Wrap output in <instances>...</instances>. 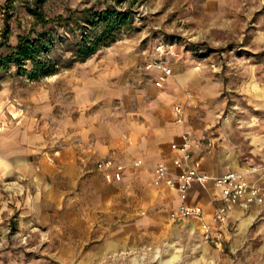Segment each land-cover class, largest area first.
<instances>
[{"label":"rangeland","instance_id":"rangeland-1","mask_svg":"<svg viewBox=\"0 0 264 264\" xmlns=\"http://www.w3.org/2000/svg\"><path fill=\"white\" fill-rule=\"evenodd\" d=\"M107 13L125 20L77 58ZM38 34L48 71L33 75L26 61L17 73L4 59ZM157 42L176 46L173 62L198 75L200 105L190 99L182 124L193 110L194 131L206 128L231 151L264 134V0H0V264H264V204L231 217L223 241L205 245L188 224L170 222L173 198L155 188L154 162L123 183L51 174L63 152L98 139L62 130L80 92L81 112L102 113L93 121L102 134L125 113L150 109L159 90L143 66ZM176 97L161 109L171 122L186 96Z\"/></svg>","mask_w":264,"mask_h":264},{"label":"crops","instance_id":"crops-1","mask_svg":"<svg viewBox=\"0 0 264 264\" xmlns=\"http://www.w3.org/2000/svg\"><path fill=\"white\" fill-rule=\"evenodd\" d=\"M171 75L165 80L161 87H157L158 93L153 97L149 103V110L143 112H127L124 114L119 128L111 126L109 130L102 134L101 129L94 125L99 115L102 113H94L93 115L86 116L82 108L86 106L87 98L82 96L80 92L77 96L75 103H73L72 111L77 110V117L68 119L63 126V132L67 138L77 135L79 137L88 138L92 133L98 139L94 142L95 150L100 153L107 151L113 152L117 158L123 161L125 169L123 177L120 181H113L111 183H123L129 174H142L143 168L137 167L134 163L140 160L142 163L154 162V165L163 162L167 164L170 172H174L171 161L174 153L170 148V144L178 142L182 133H188L191 136L200 137L207 130L197 129L194 131L196 118H193V110H187L185 122L182 125H177L171 122L169 117L161 116V109L163 104H171L176 95L189 94L191 101L200 105V91L194 79L198 76L194 72H185L182 66L171 62ZM153 74V82L155 84L157 70H151ZM193 78V86L189 85V81ZM192 87V88H191ZM120 119V120H121ZM119 120V119H118ZM121 134L128 139H122ZM247 141V150H232L231 145L223 144L220 138L212 135V145L207 147L206 144H201L198 148L193 150L192 158L199 163V170L205 174L217 176L229 171H245L249 166L264 163V134L260 131H253L251 135L245 136ZM130 143V144H128ZM115 150V151H114ZM44 157L38 158L32 162L29 167L30 173L34 172L35 164L40 165ZM54 170L51 174H97L103 178L102 173L97 172L90 160V154L87 150L79 151L77 149H69L63 152L60 158H55ZM37 169V166H36ZM264 185V181H261ZM159 190H163L172 196L174 205L169 209L173 210L178 204V197L175 190H168L163 185L155 186ZM217 194V190L211 185L206 184L200 186L194 184L188 194V202L190 204H199L205 209L207 219H210L212 213V206L209 201ZM206 197V202L202 203L199 198ZM257 206L250 207L247 210H240L236 208L233 212V217L241 216L249 210ZM230 220V219H229ZM228 220V222H229ZM171 222V221H170ZM228 222L224 228L223 237H225ZM176 224H185L189 226V230L196 232L197 237L201 241L200 230L198 223L193 220H184L179 222H171ZM202 242V241H201ZM207 245V244H205Z\"/></svg>","mask_w":264,"mask_h":264},{"label":"built area","instance_id":"built-area-1","mask_svg":"<svg viewBox=\"0 0 264 264\" xmlns=\"http://www.w3.org/2000/svg\"><path fill=\"white\" fill-rule=\"evenodd\" d=\"M179 49L170 43L157 42L153 48V58L144 64V70H157L155 85L161 87L171 75L170 63L180 56ZM183 104L176 103L172 107L173 122L182 125L184 107L190 104L189 94H185ZM125 140L128 141L126 137ZM201 144L212 145V135L200 137L182 133L178 142L170 144L175 154L171 164L174 172H170L167 164L159 162L152 167V182L155 186L163 185L168 190H175L178 197L177 206L169 212L171 222L193 220L198 223L201 241L207 245L220 244L224 228L236 208L247 210L253 206L264 204V163L251 165L245 171H229L212 176L199 170L198 161L192 158L193 150ZM83 150L90 154L93 168L102 173L107 183L120 181L123 177L125 164L113 152L100 153L95 150L92 142H86ZM54 151V155L58 154ZM139 167L140 160L134 163ZM194 184L204 186L211 184L217 194L209 201L212 206L210 219H207L205 209L199 204H190L188 194Z\"/></svg>","mask_w":264,"mask_h":264},{"label":"trees","instance_id":"trees-1","mask_svg":"<svg viewBox=\"0 0 264 264\" xmlns=\"http://www.w3.org/2000/svg\"><path fill=\"white\" fill-rule=\"evenodd\" d=\"M125 17L122 14L119 15H111V14H102L100 18H98V24H102V30L100 34H97L91 38L86 45H83L78 48L76 57L80 59H84L95 51L102 45H104L112 36L113 30L117 28V25L124 21ZM87 21L91 23V26H95L91 18H88ZM96 23V24H97ZM44 42L43 34H38L34 41L25 42L22 46L19 44L17 50L13 51L9 56H7L4 61L6 63H14L17 67V73H20L23 65L26 61L29 62L30 71L33 75H44L47 70V61L45 58L39 55V46Z\"/></svg>","mask_w":264,"mask_h":264},{"label":"bare ground","instance_id":"bare-ground-1","mask_svg":"<svg viewBox=\"0 0 264 264\" xmlns=\"http://www.w3.org/2000/svg\"><path fill=\"white\" fill-rule=\"evenodd\" d=\"M175 258H176V256L175 255H172L169 260H174Z\"/></svg>","mask_w":264,"mask_h":264}]
</instances>
